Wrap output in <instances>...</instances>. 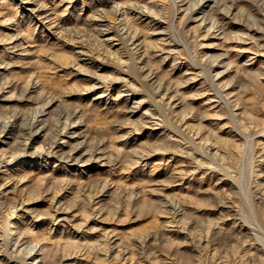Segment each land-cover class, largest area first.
I'll list each match as a JSON object with an SVG mask.
<instances>
[{"label":"rangeland","instance_id":"rangeland-1","mask_svg":"<svg viewBox=\"0 0 264 264\" xmlns=\"http://www.w3.org/2000/svg\"><path fill=\"white\" fill-rule=\"evenodd\" d=\"M21 1L0 0V264H264V0Z\"/></svg>","mask_w":264,"mask_h":264},{"label":"bare ground","instance_id":"bare-ground-1","mask_svg":"<svg viewBox=\"0 0 264 264\" xmlns=\"http://www.w3.org/2000/svg\"><path fill=\"white\" fill-rule=\"evenodd\" d=\"M213 0H204L203 2V7L207 8L210 3ZM23 3V5L25 7L29 6L31 4L30 0H22L21 1ZM202 8V7H201ZM210 8V7H208ZM207 11V10H206ZM142 15V14H141ZM96 16V15H95ZM94 18V17H93ZM91 19V18H90ZM113 22V21H112ZM156 35H161V32H157L155 33ZM164 34V33H163ZM105 40L113 45H116L117 43L114 42V37L111 36L108 32L105 33ZM79 50V49H78ZM82 56L83 61H88L87 57L85 56L86 54L81 53L80 54ZM81 58V57H80ZM84 61V62H85ZM95 64V63H94ZM264 79V78H263ZM262 81V80H261ZM131 99V98H130ZM139 106V105H138ZM45 113L41 112L40 110H37L36 114L34 115L33 119H32V123L34 124L35 128H36V132H35V136L36 137H43L46 133V126H45V118H44ZM21 117V116H20ZM9 119V118H8ZM78 125L76 123L72 124V125H68L65 126V130L63 131V133H65V135H63V138H67L69 140H74L76 139L79 135V127H77ZM68 140V141H69ZM67 140L62 141L61 144L57 145L58 151L59 150H63V145L65 144ZM8 145V137L4 134L3 130H0V147H5ZM84 147V146H83ZM42 150V149H41ZM73 150V149H72ZM71 150V151H72ZM39 150H35V153H38ZM68 156V160L72 162V165H74L76 162L80 161L83 162V165H90V162L93 161L94 159H92L91 157H86L85 153H81L79 155H77L76 153H69L67 154ZM85 158V159H84ZM94 158V157H93ZM99 159V158H98ZM96 159V161L98 160ZM255 218V217H254ZM13 234H15V232L13 231ZM262 240V239H261ZM38 249V248H37ZM38 253L34 252L32 255V258H35L36 255ZM42 255V254H41Z\"/></svg>","mask_w":264,"mask_h":264}]
</instances>
